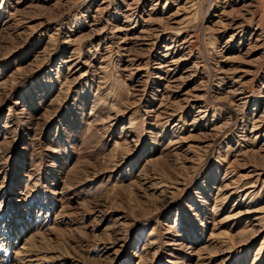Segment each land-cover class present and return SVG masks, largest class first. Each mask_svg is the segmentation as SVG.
I'll return each instance as SVG.
<instances>
[{
	"label": "rangeland",
	"instance_id": "1",
	"mask_svg": "<svg viewBox=\"0 0 264 264\" xmlns=\"http://www.w3.org/2000/svg\"><path fill=\"white\" fill-rule=\"evenodd\" d=\"M0 264H264V0H0Z\"/></svg>",
	"mask_w": 264,
	"mask_h": 264
}]
</instances>
